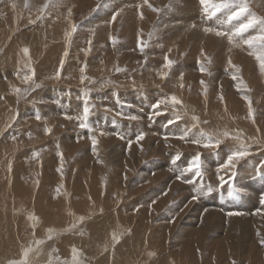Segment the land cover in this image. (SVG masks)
Segmentation results:
<instances>
[{
    "label": "rangeland",
    "instance_id": "rangeland-1",
    "mask_svg": "<svg viewBox=\"0 0 264 264\" xmlns=\"http://www.w3.org/2000/svg\"><path fill=\"white\" fill-rule=\"evenodd\" d=\"M121 1L122 0H98V4L95 7V10L93 12H90V8H88V5L81 2L80 0H62V6L60 7L56 6L57 0L54 1L52 0L53 5L47 8L46 13L43 15V18L40 19H38L36 17L37 15L35 14L38 11L40 12V10L38 9H41L43 5H45V2L42 0L41 2L40 0L35 1L36 5L34 4L35 6L33 5V9L31 10L32 15L31 13L27 12L26 6L23 7L24 3L28 2V0H19L20 5L16 6V8L13 9L16 12H20L21 15L26 14V17L28 16L27 17L28 19L26 18L24 23H26V21L29 23L30 19L34 20V17L37 18L36 20H34L35 23L27 24L26 26H24L21 32H19V29L15 30L14 34H18V33L20 34L22 32L23 34H25V32L29 33L31 32V28H35L36 23H42L44 19L49 18L52 20V23L57 22L59 19H63L61 18L62 13L60 14L59 12H63L64 18L66 16L65 18L66 20L68 19L67 17H69L68 9L71 8L72 16L69 18H71L72 23H75L76 25L79 26L77 32L72 36L71 39L73 40V38L75 39L79 35V39L82 40L83 42L82 45H84L83 47L82 46L79 47L82 51L89 46L88 41L89 40L92 41L91 51L88 52L87 54L85 53V51L82 52L79 49L80 50L79 53H82V55H80L81 59L84 61H80L83 64L82 63L79 64L80 62H77L78 64L75 65L73 68L74 70H76L77 73H81V69L79 68L80 65H82L83 67L84 64H87L88 67L89 66L88 62L89 64L91 62L92 63L94 62L93 67L91 65L92 69L91 68L87 69L84 73L81 74L87 75L89 78L94 80L95 83H90L88 81H85L82 84L79 79V83L74 85L71 82V77L66 75L67 73L70 74L69 69L66 68L72 65V60L69 58L70 57L72 58L77 53L78 50H76V52H71V50H69L68 52L69 56L67 55V57H65L66 59H64V54H63L64 52H63L62 53L63 57L60 59V61L58 62L52 61L53 63L49 67L50 69L43 71L48 74L50 73L49 75L51 76H49L48 74L46 75L42 74V79H40L41 81L36 82L37 76L35 74V78H34L35 83L41 85L39 88H35L36 93H39L41 91L42 93H44V97L41 100L42 102L39 101L40 104L39 103L38 104L42 105L45 108L44 110L49 109L48 118H53L57 121V124L55 126L57 127L58 130V135L54 137L56 138L55 140L54 138H51V140L40 145L39 151H37L38 150L37 149L35 152H40V150L42 149H44L45 152L46 150L50 151L52 146V152L54 154L53 159L57 162V166H58L62 162L60 156L58 155V152H61L64 141H70L71 143H73L75 154L79 152L85 154L86 152L85 156L87 158L86 159L87 161L86 160L85 161L89 162L91 166L95 167L100 163L99 161L100 158L92 155L93 145L90 137L92 135H96V137L98 136L100 137L101 135H99V132L103 131L106 133V135H103L104 139L109 138L112 141V145L109 143L110 145L107 146L108 148L106 150L111 152L113 150H116V153H119L118 156L119 160H117V162H115L114 165L116 171L114 176L116 179H114V177L112 179H114L113 181L114 182L113 184H115L114 188L117 187L118 185L117 190L118 191L120 190L119 192L122 195L121 198L123 199L121 200V204L123 202L128 203L126 204V208L124 209H128L129 211L126 214H122L123 216L122 220H126L128 221V223L134 222L136 224L137 220L144 217L145 215V212L141 213V209L143 208L147 210V208L150 207L151 219L153 218V216L156 215L157 218L155 221L156 222L159 221L165 224L164 225L165 227L162 230L163 243L166 247V251L173 253L184 252L185 249H187L188 247L187 243L186 241H184L186 236L192 237L194 239L195 244L197 243L198 236L200 239L204 238L206 242L207 241L211 242V240L214 242V241H219L221 239H225L228 242L230 237L232 236L231 234L232 231H236V232L243 231L246 235L253 237L254 239L253 242H256L257 238L260 237V235L259 236L257 235V233L260 234L258 225L261 221H259L260 220L259 218L264 217V205L260 203V198L264 196V170L260 168L261 162L264 161V145H262L263 143H261L260 140H258L260 139L258 138L259 133L257 134L256 132H253V128L255 129L257 127V129L263 130L262 128L264 126V73L260 71V68L256 62L255 57L249 55V52L251 50L248 49L247 45H243L241 47H233L232 45L228 44V46L225 47L227 48L226 50L222 47L223 44L226 43L225 40L226 38L224 39L220 37H216V38L214 37L212 43L207 45V47L201 46L202 44V41L200 40L201 36L198 34L200 28L203 31V29L206 26L211 27L210 23L216 22V20L220 18L221 14H223L224 15L223 17H225L228 10H224L221 13H218L216 18H213L210 21L208 20L206 22V25L202 26L203 28L200 26L191 28L190 25L194 24V22L197 23L198 19L190 21L187 18L183 19L181 16H179V10L183 12V8L189 9L194 7L192 5H185V0H171V7H168L170 0H159L160 9H161L159 14H161V16L160 18L159 17L156 18V22H155L156 24L155 23L152 24V27H154L155 28L154 30L156 31L155 38H151V40L150 38H147L148 33L145 30H143L144 31L143 36H139V35L137 36L136 29L134 36H131L130 35L131 31L129 29L128 31L122 33L117 37L120 42L115 47H112L110 37L114 36L113 34L114 27L111 25L113 24V22L110 23V18H106L104 14L107 15L110 11H114L115 6L113 5L119 4ZM133 1H129V3H133L131 7L130 6L128 7L129 10L132 7L134 10L140 9L137 6L142 4L143 0H133ZM186 1H188V3L190 2V0H186ZM198 1L199 0H196L197 4H199L197 6L199 7L201 4ZM3 2H5V0H2V2L0 3V8L4 4ZM46 3H48V0L46 1ZM104 3H107V5L109 6L106 7L101 6L98 8V5ZM136 3L137 6L135 7L134 4ZM249 5L251 12L255 13L259 17H264V0H249ZM73 6L74 8L78 6V7H83L84 9L79 12V10H77L76 8L74 9ZM199 8L203 10V7L200 6ZM66 9L67 11L64 12V10ZM103 9L106 10L103 13V16L101 14L97 16L98 13L102 12ZM165 12L171 13L172 15L177 17L178 20L182 21V23L180 24V22L176 21L177 24L162 25L161 21L167 18V17L162 18V14H164ZM40 16H41V12L39 13L38 17ZM0 17L1 20L3 21L2 19L3 16L1 14ZM103 18H105V20L99 21L102 20ZM96 19L99 22L94 21ZM234 22L239 23L238 21H234ZM65 24L66 22H64V25ZM15 25L16 23L14 24V26ZM179 26H181L180 28H184V31L186 32L185 35L183 36L184 38L182 36H178V38L176 37V39L172 41L169 40L170 41L169 42L168 39L172 38V36L177 34L179 30L178 29ZM68 28H70V26H68ZM93 29H94V34L92 31ZM11 31L9 33L7 31L1 32V34H6V35L4 36L2 35V38L0 37V40L2 39V41L8 43L9 40L6 38L10 35ZM139 31L141 30L139 29ZM252 31L255 32V30H249L248 33H245L244 34L245 38L251 35L253 33ZM153 33L154 32L151 31L149 35H152ZM209 34L214 35L211 33ZM75 35L77 36L75 37ZM141 38L148 45L147 47L144 48L143 52H141L139 46V40ZM61 39L64 42L63 36L61 37ZM49 40L48 42L52 41V39L50 41ZM215 40H218L221 43V45L217 44V41ZM53 41L50 42L49 44L50 45L52 44L53 46L58 45L56 42H58L59 40L58 41L53 40ZM97 41H99V43L101 44L100 45L97 44ZM104 43H108L107 45L110 50H108L105 47ZM25 47H27L30 50V52L32 51L31 45L30 46L24 45V48ZM46 47L43 48L47 49ZM95 48L98 49L97 50L98 53L101 52L102 57L97 58L94 55V53H92ZM229 48H231L232 50L229 51ZM194 49L197 50L196 52L197 54L193 53ZM202 49L205 55L211 58L212 61L211 64H207V61L204 59L203 56H201ZM55 50L59 51V49H55ZM5 51H7L6 44H4L3 47H0L1 54H5ZM103 51H105V53H103ZM112 52L117 57L107 58L106 55ZM220 54L222 55L221 57H219ZM41 56H45V55L42 54L41 52ZM165 56H168L169 59L175 61V64L173 65L171 70L163 69V65L165 63L164 60ZM229 58H231L232 63L234 65L239 67L240 71H242L241 74H243L242 77L244 81L249 84L247 93L242 89L243 88L242 86L238 85L239 84L238 81L232 79V75L235 70L229 67L228 65ZM24 59L26 60V63H28L29 60H27L25 57ZM61 60L64 61L63 70L61 72V78L54 79L52 77H54L57 71L60 70ZM105 60L106 62H104ZM198 61H203L206 64L208 68V72L206 73L200 72ZM31 63H32L31 67L34 68L35 63H33L32 59H31ZM123 63L125 64L124 66H122ZM102 64L109 65L111 69L109 71H112V77L114 78L113 81L115 82L114 83L112 81V83H114L115 85L111 83L109 84V86L107 85L106 87L103 88L101 87V84L104 81H106V79L108 80V76L104 75L102 79L93 77L96 75L95 73L99 72V70H93V69H95L96 66L102 67L101 66ZM51 67L54 68L52 69ZM117 67L121 69H126V71L117 72L116 71ZM70 69H72V67H70ZM176 69H178L179 71H177ZM12 71H13L12 69H9V74H12ZM22 71H24V69ZM162 71L168 72L167 78L161 77L160 73ZM0 72H2V70H0ZM25 72L28 73V70L25 69ZM181 73H183L182 81L180 80ZM4 76L5 75L3 73V75L1 76V78H3L2 85L7 86L9 85V83L7 82V80L5 82L4 79L6 78ZM11 77H16V75L15 76L12 75ZM69 78L70 81H67L69 80ZM249 79H252L253 81ZM44 80L47 81L44 82ZM201 80H203L207 85L206 95L204 92V85H201L200 83ZM117 83L118 84L121 83V84L118 85ZM181 83H183L184 85L183 88L180 87ZM31 86L34 88V84L31 85L25 84L23 85V88L31 87ZM86 89H91L90 103L95 105V107L92 109L89 115V120H88L89 124L97 130L94 133H90L86 129L79 128V121L76 119L78 115L82 114L81 111L83 110L82 108H83L84 91ZM35 90L32 91L31 94L34 93ZM221 94L224 97L223 101L219 99ZM30 95H28L25 99H27ZM171 95L178 96V98H180L183 101V105L186 106L187 108V115H184L183 118L180 121H177L176 123H169L170 120L174 119L173 112L170 108L165 111L162 106L160 110L161 114L153 115L154 109L152 105L158 99ZM244 96L250 97L252 101V108L254 109L255 112V123H253V121L252 122L247 121L249 119V108H248V102L243 98ZM229 98H231L232 100L234 98L233 101H235V103L233 102L234 103L233 107L236 108L235 111L234 108L230 106L228 102ZM191 99L199 103L197 105L194 104V106H199L201 104L202 108L199 107L198 110L202 109V112L200 113L202 114L204 113L203 115L204 117L209 118L210 115L208 116V113L212 114V116H215L216 122L219 125L221 123L220 114H217V111H212L211 108L221 109V107H223V109L228 110L226 107L227 105L229 107V112H233V111L236 112V113H232L231 122L236 123L240 127V129L243 128L244 131L246 130L245 131L246 133L243 132L240 133H242L243 136L245 135V137L251 134L249 135L250 137L248 136L245 139L246 142L251 145L249 150L250 155L245 157L243 160L239 161L236 168L237 175L235 177V183L239 187L245 190V193L239 199H233L228 195V192L231 187L229 184H225L223 187L220 186L219 175L221 174L225 175V179L228 180L230 174L217 172L219 165L224 162L226 156L232 151H235L239 147L238 141L230 138L225 139L220 145V147L212 150V149H204L190 142H185L175 138L182 133V130H184L187 127L188 123H190V125L193 124L191 118L194 115L200 118V124L196 129L190 128L191 133H194V135H196L198 134L200 129L206 131L211 130L210 118L209 119L204 118L205 119L204 120L202 119L203 117L201 115L196 113L195 109L193 108L189 109L188 104L190 103L189 101H192ZM69 101H72V103L76 101V104H78L77 106L78 108L77 107L73 108V110L74 109H75L74 111L78 110V112L75 113L72 110V106ZM239 101H245V103H239ZM29 108L32 109L31 115H29L30 117L28 119H24V120H32L30 118L36 120L35 112L39 111L40 113V110H38L36 107L33 106H30ZM69 108L71 109L72 114L69 112L70 111ZM178 108L180 109L181 114L183 115L184 107L178 106ZM204 110L206 112H204ZM118 112H122L124 113V115L117 116ZM66 115L73 117V119H66ZM128 115H136L137 117H139V119L129 120L125 118ZM18 116H19V111H17V113L15 114V119L14 120L12 119L11 121L12 124L11 123L9 124L11 125V127L9 126L6 127L7 129H5L3 133L0 135L1 140L6 139L5 140L6 145L10 144L11 142L15 143L19 141V140L15 141L12 139L13 136H15L17 139L16 135L21 130L20 126L16 125L17 123H19ZM238 117L239 118L243 117V118L239 119ZM113 121H115V125L113 124ZM205 121H207V123H204ZM136 124L141 126L142 129L140 128V131L139 129L136 130V128L134 129L131 128L132 125L136 126ZM203 124L204 126L206 125L205 127H208V129L203 128L204 127ZM217 124L215 126L216 128H217ZM58 125L60 128L58 127ZM214 125L215 124H213V126ZM45 127L48 126L45 123H43V125L41 124L39 126V130L44 132ZM61 129L65 131L63 132ZM218 129H219L218 131H222L220 130L221 128ZM141 131L147 133V135L143 141H141L138 145H136L137 143H135V137H136L135 134ZM116 133H121L124 136V139H120L116 135ZM252 134H254V137ZM129 135L132 136L130 137ZM44 136L46 137L45 138L43 137V139L48 138V135L45 134V132H44ZM103 136H101V138ZM165 136L169 137V139L165 140L164 139ZM129 140L133 141L130 148L128 144ZM171 141L173 143H169ZM156 142H158L159 145L156 147L155 154H153V149L157 145ZM141 143H145L146 145L143 146L146 150V154L144 153L145 156L144 157L136 156L134 159H131L128 155L129 150L134 147H139V146L141 147L142 146ZM57 145H59V150L57 148ZM46 146H48L47 148H50V150L45 149ZM191 146L194 147L192 148ZM54 150L55 153L57 152V156L54 153ZM192 151L193 152L196 151V153L201 154L203 167L204 169H206V171L202 177H196L192 173H187L185 175V179H192L194 182H196L194 184H189L181 180H177L176 176L179 174L178 170L180 168L186 167L187 164L195 155L192 154ZM32 152L34 153V151ZM33 153L30 154L32 157H33ZM177 153L180 154L181 158L177 161L175 165H173L171 161L175 158ZM55 156L57 158H55ZM39 157L37 158L38 160ZM84 158L82 157V159ZM139 162H142L141 165ZM245 164L248 165L249 167V170L247 172H245L246 170ZM250 171H252L251 174L255 173L256 175L254 176L251 175ZM153 175L154 176L160 175L161 179L158 180L157 182L153 181L152 180ZM247 177L251 179L250 180L251 183H249V179H247ZM200 185H204L206 187L211 186L213 188V191L211 193L205 191V194L202 195L198 200H194L192 199L193 195L195 194L194 189L199 187ZM140 194L142 195L139 197L138 195ZM124 199H126V201ZM121 204L120 206H122ZM98 205L99 204L94 205L95 210L97 209ZM29 210L30 208L26 209V215L31 214L30 216L34 215L35 217H39L38 215H36L34 211L31 213V210L30 211ZM152 210L153 211L155 210L153 215H152ZM229 211H239L243 213V215L228 216L227 213ZM87 212L81 213V216L87 215L88 220L86 221L87 223H91L92 221H94V215L93 213L87 214ZM205 212H214L219 214L220 217L222 218H232L238 221L245 220L246 217L248 219L249 217H251L252 219L255 220V224L249 228L244 224L230 223L229 221L226 220L224 225L217 227V224H213L211 221L208 220H203V216ZM99 213L104 214V210L100 209ZM212 217H214V215H212ZM212 220L214 219L212 218ZM84 223H82V225L79 224L78 228L73 232H76L77 230H79V228L82 232H86ZM68 227H71V225H69ZM171 228L172 229L175 228L176 230H172ZM119 229L121 230V232L124 233V235L128 236V234L130 233V231L127 230L122 225H119ZM124 230H126L127 233H125ZM192 230L196 231L194 235H191L190 233V231ZM64 235L68 236L67 233ZM64 235L59 236L57 234H53L52 239H48V237L47 238L41 237V238L42 240L45 239L43 241L45 243H48V245L50 244L51 240L52 243L54 244H60L62 239H64L63 238ZM207 236H209V238H206ZM120 242H122L121 237H120ZM31 243L32 242L29 241L28 243L29 246L27 248L30 247L33 249L34 244ZM172 243L174 245V251L169 250L170 245ZM30 244L33 246H31ZM191 244L193 245L192 242ZM73 247L74 246L66 247V249H63L61 246L58 245L54 246V248L51 249V252L54 253L53 255L54 261L56 260L55 262L58 264L59 263L64 264V261H69L70 264ZM259 247H260L259 248L260 251H264V246H261V244H259ZM75 248L77 249L79 248L80 252L82 253L80 258L83 261V264L103 263V262H98L99 259L93 258L92 256H89L87 253H85L82 247H80V245L76 244ZM23 251L21 252V256L19 258H10L9 254L6 255V257H0V264H9L10 261L22 259ZM152 251H157V250H152ZM16 257H18V255ZM53 259H49V262L50 261L54 262ZM130 263L139 264L138 261L135 262L134 260ZM260 263L264 264V256H262V262H259V264ZM38 264H47V262H41V263L39 262ZM110 264H112V262Z\"/></svg>",
    "mask_w": 264,
    "mask_h": 264
},
{
    "label": "bare ground",
    "instance_id": "bare-ground-1",
    "mask_svg": "<svg viewBox=\"0 0 264 264\" xmlns=\"http://www.w3.org/2000/svg\"><path fill=\"white\" fill-rule=\"evenodd\" d=\"M35 1L36 0H34V3H33V0H30V1L28 0V2H26L28 5L26 7V10L28 13H31V10L33 9V5L35 4ZM42 1H44L46 4L47 0H42ZM80 1L88 5V8H90V12H93L95 10V7L98 4V0H80ZM129 1H133V0H122L119 4H114L113 6H115L114 8L115 10L110 11L107 15L104 14V16H106V18H110V21H111L113 12L118 11L121 8L123 9V12H121V14L116 18L115 22L111 24L114 27V31H113L114 36L118 37L119 35H121L122 33H125L129 29L131 31L130 35L134 36L135 29H136L137 36L138 35L143 36L144 35L143 30H145L148 33L147 38H150V40L151 38H155L156 31L154 30L155 28L152 27V24L156 22L157 17L160 18L161 14H159V12L158 13L153 12V11L151 12V9L147 5H144L143 9L140 8V9L134 10L132 7L129 10L128 7L129 6L131 7V5L133 4V3H129ZM148 2L152 4L153 7L160 8L159 0H148ZM3 3L4 4L0 8V14L3 16L2 18L3 21L1 20V17H0V37L2 38V35L3 36L6 35V34H1V32L7 31L9 33L11 30L12 31L8 37L6 36L7 37L6 39L9 40L8 43H5V41H2V39L0 40V47H3L4 44H6V47H7V51H5V54L0 53L1 54L0 55V70H2V72H0V135L3 133L5 129H7L6 127H8V125L11 123L17 111H19V116H18L19 123H17L16 125L20 126L21 130L16 135L17 139H15V141L19 140L18 142H15V143L11 142L10 144L6 145L5 144L6 139L1 140L0 138V222H1L0 223V257H6V255L9 254L10 258H19L21 256V252L29 246L28 243L30 241L34 244V246L31 245L32 243L30 244L31 246H33L34 251H32L29 255V264H38L39 262L40 263L47 262V264H49V259H53L54 257L53 256L54 253L51 252V249H53L54 246L58 245V246H61L63 249H66V247H72V246L75 247L76 244L80 245V247H82L84 252L87 253L89 256L99 259L98 262H103L102 264H110L111 262L112 264H133V263H130L133 260L135 262L138 261L139 264H233V262H235V264H259V262H262V256H264V251H260L259 241L261 238H264V217L259 218L260 219L259 221H261L258 225V229L260 231V237L257 238L256 242H253L254 241L253 237L246 235L243 231L241 232L232 231L231 232L232 236L230 237L228 242L225 239H221L219 241H214V242L212 240L211 242L210 241L206 242L204 238L200 239L198 236L197 243L195 244L194 239L192 237L186 236L184 241H186L188 247L187 249H185L184 252H178V253L166 251V247L163 243V236H162V230L165 227L164 226L165 224L159 221L156 222L155 221L157 218L156 215L153 216V218L151 219V208L150 207H148L147 210L143 208L141 209V213L145 212V215L144 217L137 220L136 224L134 222L128 223V221L122 220L123 218L122 214H126L129 211L128 209H124L126 208V204L128 203L123 202L124 200L126 201V199H124L122 201L124 204L123 203L121 204V200L123 198H121L122 195L119 192L120 190L119 191L117 190L118 185L117 187L114 188L115 184H113L114 183L113 181L114 179H116L114 176L116 173L114 165H115V162L119 160L118 159L119 153H116V150H113L112 152L106 150L108 148L107 147L108 145L110 144L112 145V141L109 138L104 139V136L102 138L101 136L97 137L99 143L96 145V152L95 153L93 152L92 155L100 158L99 160L100 163L95 167L91 166L89 162H86L87 161L86 160L87 158L85 156L86 152L85 154L82 152L75 154L73 143H71L70 141H64L63 147L61 150V152L63 153V161L61 162L63 164V175H61L60 172L57 171V169L61 167V164L57 166V162L53 159L54 154L52 152V146H51V150L50 148H47L48 146H46L45 148V149H49L50 151L46 150L45 152L44 149L40 150L39 153H41V151L42 153L39 157V160L37 158H33L30 155L33 153L32 151L35 152L37 149H38L37 151H39V146L51 140V138L56 137V135H58V130H57V127L55 126L57 124V121L53 118H48L49 109L44 110L45 108L42 105H39L40 102H42L41 101L42 98L44 97V93H42V91L39 93H36V90H35V92L32 93L27 99L25 98L18 99L17 95L12 91L13 87H19L23 89V85H25L22 82V79L17 77L18 72L21 73V76L24 74H27V72H25V69L27 68L24 67V65L26 64V60L24 59V57L27 60H29V56H30V59H32L33 63H35L34 69H35V74L37 76L36 82H39L41 81L40 79H42V74L44 75L48 74L43 71L50 69L49 67L53 63L52 61H57V62L60 61V59L63 57L62 53L65 52L66 50L67 52H69V50H71V52H76V50H78L77 53L72 58L71 57L69 58L72 60V65H70L72 69H70V67L66 68L67 66L65 67L66 69H69V72H70V74L67 73L66 75L71 77V82L72 84L75 85L79 83V79L82 74L77 73L73 67L78 64L77 62L84 61L81 59V56H80L82 55V53H79L81 50L79 47L80 46L83 47L84 45H82L83 42L81 39H79V35L78 36L75 35V37L76 36L77 37L75 39L73 38V40L71 39V44L69 45L66 39L65 33L66 31L71 30L72 20L69 17L67 18L70 19L71 21L68 19L65 20L66 16L64 18L63 12H59L60 14L62 13L61 18L63 19H59L57 22L52 23V20L49 18L44 19V20L42 19L43 20L42 23H36L35 28H31V32L29 33L25 32V34H23V32L20 34L19 33L14 34L15 30L19 29V32H21L24 26L30 23V22L28 23L27 21L26 23H24L25 19L28 16L26 17V14L21 15L20 12H16L15 10H13L14 8H16V6L20 5L19 0H5V2ZM26 3H24L23 7L25 6ZM13 4H15V7H13ZM52 5L53 3L51 5L49 4V7H51ZM134 5L136 7L137 3ZM185 5H192L194 7L189 8V9L183 8V12L179 10V16H181L183 19L187 18L190 21L198 19L197 23L194 22V24L200 27H202L203 25L205 26L206 16H205L204 9L202 10L201 8H199L201 5L198 7L197 5L199 4H197L196 0H190L189 3L188 1L185 0ZM75 8L79 10V12L84 9L83 7H78V6H76ZM65 11H67V9L64 10V12ZM105 11L106 10L103 9L102 12L98 13L97 16H99L100 14L103 16V13ZM140 12H143V15H144L143 19L140 18V15H139ZM166 12L162 14V18L167 17L166 19L161 21L162 25L177 24L176 21L180 22V24L182 23V21L178 20L177 17H175L169 12L168 13ZM39 13L40 12L38 11L35 14L37 15L36 17H38ZM201 14H204V15H201ZM223 16L224 15L221 14L219 19H223L224 18ZM36 17H34V20L37 19ZM61 20L66 22V24L64 25V22H62ZM103 20H105V18L99 21H103ZM94 21H98V20L96 19ZM15 23L16 25L14 26ZM210 24H211V27L212 26L216 27V22H212ZM68 26H70V28H68ZM180 27L181 26H179L178 28L180 31L178 30L177 34L175 33L176 35L172 36V38H169L168 41L169 40L172 41L176 39V37L178 38V36L183 37L185 35L186 32L184 31V28H180ZM139 29L142 30V32L139 31ZM151 31L154 33L152 35H149ZM78 34H81V33H78ZM198 34L201 36L200 37V40L202 41L201 46H204V47H207V45L212 43V41L214 40V37L216 38L215 35H210L209 33L206 34L204 31H202L201 28ZM254 34L255 32H253L251 35H254ZM62 36H63L64 42L61 39ZM49 38L50 40L52 39V41L59 40L58 42H56L58 45L53 46L51 44L52 45L51 46L49 43L52 41H50ZM48 40L50 42H48ZM225 40H226V43L223 44L222 47L227 50V48L225 47H227L229 43L227 39ZM215 41H217V44L221 45V43L218 40H215ZM97 44L100 45L101 43L97 41ZM104 44H105V47L108 50H110L107 45L108 43H104ZM24 45L32 46V51L29 53V56H26L24 53L22 55V52H23L22 49L24 48ZM43 47H46L47 49ZM55 49H59V51H56ZM97 50L98 49L95 48L92 53H94V55L97 58L102 57L101 52L98 53ZM41 52L45 56H41ZM196 52L197 50L194 49L193 53H196ZM103 53H105V51H103ZM221 56L222 55L220 54L219 57ZM106 57L116 58L117 56L113 54L112 52V53H108ZM64 59H66L65 56H64ZM104 62H106V60ZM256 62L259 66V62L257 60ZM81 63L82 62H80L79 64ZM88 65L89 66L87 67V69H90L91 65L93 67L94 62L93 63L91 62L90 64L88 62ZM107 65L102 64L101 65L102 67L96 66V68L94 66L95 69L93 70H99L100 73L99 72L95 73L96 75L93 77L102 79L104 75H107L108 80L106 79V81L112 82L114 79L112 77V71H109L111 69L109 65L108 66ZM124 65L125 64L123 63L122 66ZM79 68L81 69L82 65H80ZM9 69H12L15 72L12 71V74H9ZM23 69L24 71H22ZM176 70L179 71L178 69ZM241 72L242 71H240L239 75L243 83L242 84L239 83L238 85L242 86L243 87L242 89L246 91L247 93L249 84L244 81L242 77L243 74H241ZM3 73L5 75L4 77L6 78L4 79L5 82L7 80V82L9 83V85L7 86L2 85L3 78H1V76L3 75ZM89 73H92V72H89ZM12 75L14 76L16 75V77H11ZM249 80H252V79H249ZM46 81L47 80H44V82ZM67 81H70V78ZM114 83L112 84L115 85ZM27 85H31V84H27ZM233 100L231 98L228 99V102L230 106L232 107H233V104L235 103V101ZM69 102L72 106V110L73 108H76L78 106V104H76V101L74 103H72V101H69ZM189 102H190L188 104L189 109L191 108L195 109L196 113H198L199 115L203 117L202 119L210 118L211 120L210 132L211 131L216 132V130L217 131L219 130L218 128H221L220 130L222 131L228 130L232 132L233 134H236L237 132L246 133L245 132L246 130L244 131L243 128L240 129V127L236 123L231 122L232 113H236L234 112L236 109L235 107H233L234 108L233 112H229V107L227 105L226 107L228 110L223 109V107H221V109L211 108L212 111H217V114H220L221 123L219 125L216 122L215 116H212V114L208 113V116L209 115L210 116L209 118H207L203 116L204 113L203 114L200 113L202 112V109L198 110V108L199 107L202 108L201 104L199 106H194V104L197 105L199 103L195 102L194 100L189 101ZM239 103H245V101H239ZM30 106L36 107L38 110H40V114L42 118L39 122H37L33 118H30L32 120H24V119H28L30 117L29 115H31L32 109L29 108ZM80 110H81V107H80ZM69 112L71 113V109ZM74 112L76 113L78 112V110ZM204 112L206 111L204 110ZM240 118H243V117H240ZM247 121L252 122V119L249 117ZM42 122L45 123L48 127L52 128V133L47 134L48 138L46 139H43V137L44 138L46 137L44 136V132L39 130V126L41 124L43 125ZM208 123H209V120H208ZM213 124L215 125L213 126ZM216 124H217V128L215 127ZM189 125L190 123L187 124V127L192 128L191 127L192 125L190 126ZM205 126L203 128L208 129V127H205ZM214 127L216 128V130ZM131 128L133 129L136 128V130L139 129L140 131L141 126L136 124V126L132 125ZM256 129L257 127L255 129L253 128V132H256L257 134L259 133L258 138L260 139L258 140H260V142L263 143L262 145H264V126L262 128L263 130L261 129L256 130ZM29 133H31V137L28 135ZM191 134L194 135V133H191ZM249 135H247V137ZM252 135L254 137V134ZM247 137H245L244 135L243 136L244 140ZM55 139L56 138H54V140ZM169 143H173V142L171 141ZM141 144H142L141 147L140 146L134 147L129 150L128 155L131 159H134L136 156L138 157L145 156L144 153L146 154V150L143 146H146V145L145 143H141ZM156 144L157 145L153 149V154H155L156 147L159 145V143L156 142ZM191 147L193 148L194 146H191ZM54 153H55V150H54ZM55 154L57 156V152ZM192 154H196V151L195 152L192 151ZM56 156L55 158H57ZM82 157L84 159H82ZM139 163L141 165L142 162H139ZM9 165H11V170H9ZM245 168H246L245 172H247L249 170L248 165H246ZM251 173L252 171H250V174ZM251 175L254 176L256 174L254 173ZM113 177L114 179H112ZM160 179H161L160 175H157V176L153 175V178H152L153 181L157 182ZM247 179H249V183H251L250 182L251 179L249 177H247ZM60 186L62 187H61L60 194L58 196L56 189ZM141 195L142 194L138 196L140 197ZM95 204H99L96 210L94 208ZM120 204L122 206H120ZM28 208H30L31 213L34 211L36 215L39 216L38 220L35 221V228H33L34 221L29 219L31 214L26 215V209ZM100 209L104 210V214H100L102 211L99 213ZM85 212H87V214L93 213L94 221H92L91 223H87L86 220H88V216L87 215L83 216L85 217L84 222L86 221L85 223L83 222L85 224L84 226H85V231H86V232H83L84 235L80 234L81 232L80 228L76 232L69 231L68 229L70 227L68 226L71 225V223L76 222L77 218L81 216V213H85ZM154 212L155 210L154 211L152 210V215ZM212 215H214V217H212ZM212 218L214 220H212ZM147 219H148V222H147ZM203 220L211 221L213 224H217V227L224 225L226 220L229 221L230 223L244 224L245 226H248L249 228L255 224V220L252 219L251 217H249V219L246 217L245 220L238 221L232 218H222L220 217L219 214L214 213V212H205L203 216ZM119 225H122L127 230H129L130 236L129 234L128 236L124 235V233L121 232V230L119 229ZM48 229H54L55 232L53 234L62 236L67 233L68 236L64 235L65 237L63 236L64 239H62V241L60 240L61 241L60 244H54L52 243V240H51L49 245L48 243H45V242L43 244L38 245L36 241L42 240L41 237H45V238L48 237L49 235ZM172 230H176V229L174 228ZM124 231L125 233H127L126 230ZM113 233H116L118 236H120L122 242L114 244L112 241ZM190 233L191 235H194L196 231L192 230L190 231ZM206 238H209V236H207ZM191 242L193 243L194 246L191 244ZM105 246H107V249H108L107 251L104 250ZM152 250H157V251H152ZM169 250L174 251L173 243L170 245ZM151 253H154V255H150ZM17 255L18 257H16ZM50 262L51 264L54 263L52 261Z\"/></svg>",
    "mask_w": 264,
    "mask_h": 264
},
{
    "label": "snow or ice",
    "instance_id": "snow-or-ice-1",
    "mask_svg": "<svg viewBox=\"0 0 264 264\" xmlns=\"http://www.w3.org/2000/svg\"><path fill=\"white\" fill-rule=\"evenodd\" d=\"M0 2H2V0H0ZM51 3H52V0H48V3L43 5V7L40 9L41 16L37 17L38 19L43 18V15L46 13V10L49 7V4ZM199 3L201 4L205 12V16H206L205 22H207L208 20H212L213 18H216L218 13H221L224 10H228L226 16L223 19L216 20V27H205L203 31L206 34L211 33V34H214L216 37L226 38L229 45H232L233 47H241L243 45H247L248 49L251 50L249 52V55H252L255 57V59L259 62L260 71L264 73V17H259L255 13L250 11L249 0H199ZM144 5H147L153 12L158 13L161 11L160 8L153 7V5L148 2V0H143V3L138 5L137 7L143 8ZM25 6L26 7L28 6L27 3ZM56 6L57 7L62 6V0H57ZM101 6L106 7L109 5H107V3H104L101 5H98V8ZM13 7H15V4H13ZM168 7H171V0H170ZM121 12H123L122 8L119 9L118 11L113 12L110 23L115 22L116 18L121 14ZM71 15H72V9L69 8L68 16L71 17ZM139 15L141 19L144 18L143 12H140ZM234 21H238L239 23H233ZM29 22L35 23V21L31 19L29 20ZM78 27H79L78 25H76L75 23H72L71 30L66 31L65 36H66V39L69 45L71 44V38L77 32ZM190 27L195 28L196 24H192L190 25ZM249 30H255L256 34L249 35L247 36V38H245L244 34L248 33ZM92 31L94 34V29ZM110 41H111L112 47H115L120 42L118 38L115 36H111ZM91 44H92V41L89 40L88 48L83 50L85 51L86 54L91 51ZM139 46H140L141 52H143L144 48L147 47L148 45L141 38L139 40ZM231 50L232 49L229 48V51ZM22 51L26 56H29L30 50L27 47L23 48ZM67 55H68V52L66 50L64 52V56L67 57ZM201 56L204 57V59L207 61V64H211L212 62L211 58L205 55L203 49L201 50ZM164 60H165V63L163 65V69L171 70V68L175 64V61L172 59H169L168 56H165ZM198 63H199V70L201 73L208 72V68L203 61H198ZM228 65L230 68L235 70L232 75V79L242 84L243 81L241 80L239 76V73H240L239 67L232 63L231 58L228 59ZM63 66H64V61L61 60L60 70L57 71L56 75L52 78L54 79L61 78V72L63 70ZM24 67L28 69V73L21 76V73L18 72L17 77L22 79V82L24 84H34V88L26 87V88L21 89L19 87H13L12 91L17 95L18 99L26 98L28 95L31 94L32 91L35 90V88H39L41 86L40 84L35 83V80H34L35 69L31 67L30 56H29L28 63H26ZM86 69H87V64H84V66L81 68V73H84ZM116 71L117 72L126 71V69H121L117 67ZM160 75L162 78H167L168 72L162 71ZM180 80L181 81L183 80V73H181ZM80 81L82 84L85 81H88L90 83H95V81L89 78L87 75H81ZM111 83H112L111 81H105L104 83L101 84V87H106L107 85ZM200 83L201 85H204V92L206 95L207 85L205 84L203 80H201ZM180 87L181 88L184 87L183 83L180 84ZM243 98L248 102L249 117L252 119L253 123H255V112H254V109L252 108V101L250 97L248 96H244ZM219 99L223 101L224 97L222 94L220 95ZM90 100H91V89H86L84 91L82 114L77 116L76 119L79 121V128L86 129L88 130V132L94 133L97 130L93 128L88 122L89 115L92 109L95 107L94 104L90 103ZM162 106L165 111L170 108L173 112L174 119L170 120L169 123H176L177 121H180L184 115H187L186 106L183 105V101L180 98H178L176 95L165 96L161 99H158L152 105L154 109L153 115H160L161 114L160 110ZM178 106L184 107L183 115L181 114V111L178 108ZM123 115L124 113L122 112L117 113V116H123ZM41 118H42L41 114L39 112H36L35 119L39 121L41 120ZM125 118L129 120L139 119V117H137L136 115H128ZM13 119H15V117ZM66 119H73V117L66 115ZM191 119L193 121V124L191 127L197 128L198 125L200 124V118L198 116H192ZM204 123H207V121H205ZM113 124L115 125V121H113ZM8 126L11 127V125H8ZM44 132L45 134H51L52 128L45 127ZM28 135L31 137V133H29ZM99 135L103 136V135H106V133L103 131H100ZM116 135L120 139H124V136L121 133H116ZM146 135L147 133H144L142 131L138 132L135 137V143L139 144L141 141L145 139ZM90 138H91L92 145H93L92 151L95 153L96 145L99 143V141L96 135H92ZM175 138L185 141V142H190L204 149H212V150L220 147V145L225 139L230 138V139L238 141L239 147L235 151H232L226 156V159L224 160V162L219 165L217 172L230 174L228 180L225 179V175L223 174L219 175L220 186L223 187L225 184H229L231 187L228 192V195L232 197L233 199L241 198V196L245 193V190L239 187L235 183V177L237 175L236 168H237V164L239 163V161L243 160L245 157L250 155L249 150L251 147V145L248 144L244 140L242 133L237 132L236 134H233L232 132L228 130L210 132V131L200 129L198 134L193 136L191 134V129L186 127L182 131V133ZM12 139L15 140L16 137L13 136ZM164 139L168 140L169 137L165 136ZM132 143H133L132 140L128 141L129 148L131 147ZM57 148H59V145H57ZM58 155L60 156L61 161H63V153L58 152ZM39 156H40L39 152L33 153V158H38ZM180 158H181L180 154L177 153L175 158L171 161V163L175 165ZM260 168L264 170V161L261 162ZM9 170H11V165H9ZM57 171L60 172L61 175H63V164L62 163H61V167L58 168ZM178 171H179V174L176 176L177 180H181L189 184L196 183L192 179H185V175L187 173H192L196 177H202L205 174L206 169H204L203 167V161L201 158V154L196 153L193 156V158L190 160V162L187 164V166L180 168ZM61 187L62 186L56 189L58 196L60 194ZM205 191H207L208 193H211L213 191V188L211 186L206 187L204 185H200L199 187L194 189L195 194L193 195L192 199L198 200L202 195L205 194ZM260 203L264 205V196L260 198ZM227 215L228 216H239V215H243V213L239 211H229ZM29 219L34 221L33 228H35V221L38 220V217H35L34 215H32L29 217ZM84 220H85V217L83 216L78 217L76 222L72 223L71 227L68 230L69 231L76 230L79 224H82ZM54 232H55L54 229H48V233H49L48 239L53 238ZM80 234L83 235V232L81 231ZM257 235L259 236L260 234L257 233ZM112 241L114 244L119 243L120 236H118L116 233H113ZM36 243L39 245V244H43L44 241L39 240V241H36ZM259 243L261 244V246H264V238H261ZM104 250L105 251L108 250L107 246H105ZM32 251H34V249L30 247L25 248L23 251V258L20 260L10 261L9 264H29V255ZM81 255L82 253L80 252V250L73 247L70 264H83V261L80 258ZM150 255H154V253H151ZM49 264H51V262H49ZM64 264H69V261H64ZM233 264H235V262H233Z\"/></svg>",
    "mask_w": 264,
    "mask_h": 264
}]
</instances>
